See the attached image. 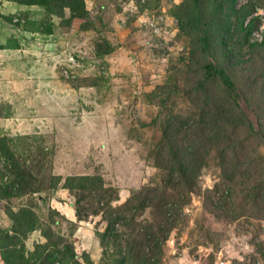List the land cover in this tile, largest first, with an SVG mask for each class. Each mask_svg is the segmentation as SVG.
Here are the masks:
<instances>
[{
  "label": "rangeland",
  "instance_id": "1",
  "mask_svg": "<svg viewBox=\"0 0 264 264\" xmlns=\"http://www.w3.org/2000/svg\"><path fill=\"white\" fill-rule=\"evenodd\" d=\"M72 1L0 0V264H264V0Z\"/></svg>",
  "mask_w": 264,
  "mask_h": 264
},
{
  "label": "trees",
  "instance_id": "2",
  "mask_svg": "<svg viewBox=\"0 0 264 264\" xmlns=\"http://www.w3.org/2000/svg\"><path fill=\"white\" fill-rule=\"evenodd\" d=\"M228 1H230L229 8H230L231 13L236 12V10H237V7H235L236 0H228ZM72 2H74V3L75 2H78V4H81V2H83V0H73ZM196 3H198V6L196 7V10H197L198 14H200L197 21L201 23L204 20L203 19V15H202L203 14V11H204V4H202L201 1H199V0H196ZM248 13L249 12L244 13L241 17H239L240 19H239V24H238L237 30H236V36H237V41H238V44H239L240 47H243V45H245V42L248 41V37L251 35L252 29H253V22H254L255 19L253 18L249 22H246L245 21ZM216 17L217 18L215 20H213V23H217L216 20L219 19V18H221L219 15H217ZM213 23L212 22L207 23L205 25V27H204V32H207L208 30H211L212 29V26H213ZM218 23H220L219 26H220L221 29H223V27H225L224 21L222 22V20H220ZM220 30H217V32L219 33ZM263 43H264V41L259 46H264ZM221 46H222V50L223 49L225 50V51L224 50L223 51H224L227 59L230 60V57H232V58L235 57V55H231L230 52H228V45H226L224 43H221ZM232 64L233 65L234 64H237L238 65V63L235 62V61ZM213 68H214L213 75H215L216 77L219 76L224 82H226L229 85V87H230V94H231V96L237 101V103H239L242 106V108H246V101L244 99V96L237 89V87L235 86L233 80L227 74L224 65L215 64V65H213ZM202 90H203L204 93L206 92L205 89H202ZM246 113H247L248 125L250 127L251 133H253V135L255 137H257L258 140H260L261 143L264 145V134L262 133V131L260 129L259 122H258V118L252 112H249V113L246 112ZM171 156H173V158H174V155L173 154H171ZM174 160H176V159H174ZM178 163H180V162L178 161ZM180 166H181V164H179V168H180ZM180 172L181 171H179L178 174H180ZM175 173H177V171H175ZM181 175H183V172L181 173ZM81 178H80V180H82L81 183L77 184L75 187H77V189L86 190L87 189L86 186L92 185L90 187V189L92 191L93 188H94V186L96 185V183H94V182L91 181L92 177H81ZM181 179H182V177H181ZM189 182H190V180L188 179L186 181V184H188ZM112 221H113V219H110L109 223L111 224ZM155 236L156 235H153V237H155ZM100 237H101V239L104 240L105 233H102L100 235Z\"/></svg>",
  "mask_w": 264,
  "mask_h": 264
}]
</instances>
